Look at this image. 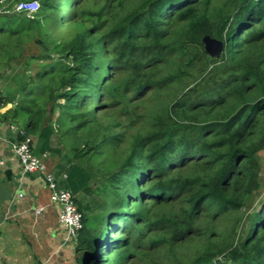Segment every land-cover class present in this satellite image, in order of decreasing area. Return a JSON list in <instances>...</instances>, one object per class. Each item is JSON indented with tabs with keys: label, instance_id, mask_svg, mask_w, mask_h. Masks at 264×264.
I'll use <instances>...</instances> for the list:
<instances>
[{
	"label": "trees",
	"instance_id": "trees-1",
	"mask_svg": "<svg viewBox=\"0 0 264 264\" xmlns=\"http://www.w3.org/2000/svg\"><path fill=\"white\" fill-rule=\"evenodd\" d=\"M15 1L0 0V67L38 71L15 77L26 99L0 92L14 103L1 118L63 154L62 188L97 194V207L76 196L78 263L158 250L165 264H264V201L238 233L260 187L264 0H39L28 15L14 7L33 0Z\"/></svg>",
	"mask_w": 264,
	"mask_h": 264
},
{
	"label": "crops",
	"instance_id": "crops-1",
	"mask_svg": "<svg viewBox=\"0 0 264 264\" xmlns=\"http://www.w3.org/2000/svg\"><path fill=\"white\" fill-rule=\"evenodd\" d=\"M13 105L0 104V111L3 114ZM3 121L0 127V264H79L75 258L77 235L70 234L60 222L59 211L50 202V190L45 187L43 176L25 173L13 151L16 135L9 124L26 129L25 126L21 122L11 123L10 119ZM55 144L54 139L53 147ZM33 145L35 152L43 153L41 139L33 136ZM46 152L49 170L63 165L60 158L65 157ZM58 171L53 170L56 176ZM20 191L25 194L22 198L18 197ZM41 205L45 209L35 213Z\"/></svg>",
	"mask_w": 264,
	"mask_h": 264
},
{
	"label": "rangeland",
	"instance_id": "rangeland-1",
	"mask_svg": "<svg viewBox=\"0 0 264 264\" xmlns=\"http://www.w3.org/2000/svg\"><path fill=\"white\" fill-rule=\"evenodd\" d=\"M10 1L11 0H7V2H10ZM13 1L16 3L15 0H13ZM129 1L133 2L135 0H129ZM101 3H102V0H95V3L93 2V0H86L83 3V5L86 7H89V6L90 7H99V5H101ZM88 4H92L93 6L92 5L88 6ZM13 12H14V10H13ZM17 13H23L24 15L29 14L26 12H17ZM68 24L69 25H66V26H59V28L55 30V34L60 35V36H71V35H73L74 30L70 26L71 23H68ZM87 24L90 25L89 22H87ZM28 48L33 52V51H36L38 49V46L29 45ZM38 52H39V50H38ZM8 64L9 65H6L5 67H0V90H4V92H3L4 95L11 98V99L15 98V96L18 95V98L24 100L29 96V94H27L28 91L20 92L19 94L14 92V90L16 91L17 87H18V84L16 82L15 77L18 75H21L20 82H23L22 78H24L25 75L28 74L30 76V75H34L37 73V71H38L37 70V67H38L37 64L38 63L32 62V64H30L28 67H26V65L24 63L19 64L16 61H11ZM27 80H29V79H27ZM6 88H8L10 90L5 91ZM31 91H32V89H31ZM1 114H2V112L0 111V115ZM55 139H56L57 146H59V144H58L59 139L57 137ZM56 144H55V146H56ZM62 151H63V153L66 154L69 152V148H66L64 145L62 147ZM37 153H40V152H37ZM257 157H258L259 164H260V176H259L260 187L249 197L247 206L244 208L245 218H244V221H243L242 225L240 226V229L238 232L240 237H242V238H244L246 236V234L248 233V231L250 230L253 212L255 211V209H258L260 207L261 203L264 201V147L259 150V152L257 153ZM60 159H61V161H63V158H60ZM93 161L95 163H98L99 160L94 158ZM94 168H95V172H98V164L95 165ZM53 170H54V172H56L57 170L63 171V174H61V175L57 174V176L54 173V175L57 179V185H58V187H61V182L63 180H65L66 177L68 180V174L66 175V171L61 169V167L58 165L57 166L55 165L53 167ZM99 182H100V179L99 180L93 179L91 181V185L94 187V189L97 186V183H99ZM67 189H69V188H67ZM76 196H77V198H79V201H83V202H90L91 201L93 203V206L97 207L96 203L93 202V198L98 199L96 193H94L93 195H84L82 192H79L75 195V198H76ZM76 201H78V199ZM99 201H101V199H99ZM145 255L146 256L141 258V259H139V258L132 259L130 264H151L150 262H152V261H156L157 263L158 262H161L164 264L166 263L165 262L166 258L161 257L163 255V251H158V250L146 251ZM75 258L76 259L78 258L77 254H75Z\"/></svg>",
	"mask_w": 264,
	"mask_h": 264
},
{
	"label": "built area",
	"instance_id": "built-area-1",
	"mask_svg": "<svg viewBox=\"0 0 264 264\" xmlns=\"http://www.w3.org/2000/svg\"><path fill=\"white\" fill-rule=\"evenodd\" d=\"M40 7L39 0L30 2L21 1L16 4V12H34ZM3 120L0 115V127L3 125ZM9 128L15 133L16 139L13 142V151L18 158L21 168L25 173H34L43 176L45 187L50 190V202L59 211L60 222L67 228L68 232L74 236L82 227V212L79 210L76 203L74 193L67 188L58 187L57 179L54 173L49 170L46 163L47 153L41 155L36 154L33 145V136L26 129L9 124ZM25 194H18L19 198ZM45 206H37L35 213H41Z\"/></svg>",
	"mask_w": 264,
	"mask_h": 264
},
{
	"label": "water",
	"instance_id": "water-1",
	"mask_svg": "<svg viewBox=\"0 0 264 264\" xmlns=\"http://www.w3.org/2000/svg\"><path fill=\"white\" fill-rule=\"evenodd\" d=\"M206 52L212 56L219 58L224 51V44L222 40L212 37L211 35H205L203 38Z\"/></svg>",
	"mask_w": 264,
	"mask_h": 264
},
{
	"label": "clouds",
	"instance_id": "clouds-1",
	"mask_svg": "<svg viewBox=\"0 0 264 264\" xmlns=\"http://www.w3.org/2000/svg\"><path fill=\"white\" fill-rule=\"evenodd\" d=\"M29 133V132H28ZM30 134V133H29ZM32 135V134H31ZM43 153H47V152H43ZM43 153H40V154H43ZM52 172H53V170H52ZM54 173V172H53Z\"/></svg>",
	"mask_w": 264,
	"mask_h": 264
}]
</instances>
